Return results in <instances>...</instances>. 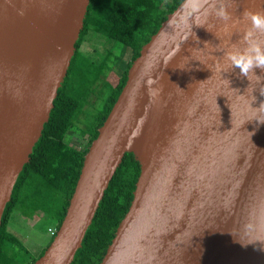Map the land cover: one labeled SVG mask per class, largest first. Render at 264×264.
Wrapping results in <instances>:
<instances>
[{
  "label": "water",
  "instance_id": "1",
  "mask_svg": "<svg viewBox=\"0 0 264 264\" xmlns=\"http://www.w3.org/2000/svg\"><path fill=\"white\" fill-rule=\"evenodd\" d=\"M90 2L0 0V227ZM225 2L229 21L183 0L142 47L84 157L66 216L34 264L73 263L127 153L141 173L101 264H264V85L223 55L241 43L243 11L264 10V0Z\"/></svg>",
  "mask_w": 264,
  "mask_h": 264
},
{
  "label": "trees",
  "instance_id": "2",
  "mask_svg": "<svg viewBox=\"0 0 264 264\" xmlns=\"http://www.w3.org/2000/svg\"><path fill=\"white\" fill-rule=\"evenodd\" d=\"M182 1L91 0L75 56L54 101L50 119L6 206L0 227V264H34L44 255L66 216L84 157L118 100L130 67L140 56L142 47ZM91 32L121 45L128 59L119 57L114 61L109 52L95 61L91 55L81 52ZM120 61L124 67L119 71L116 67ZM110 72L118 76L117 85L107 81ZM91 107L93 111H88ZM87 117L90 120L85 122ZM80 121L84 126L82 135L79 134L80 141L74 142V131L81 130ZM140 173V164L132 153H127L72 264H101L129 211ZM37 214H42L37 222L45 220L47 232H54L48 244L37 255H31L19 237L9 231V224L17 216L31 220Z\"/></svg>",
  "mask_w": 264,
  "mask_h": 264
},
{
  "label": "clouds",
  "instance_id": "3",
  "mask_svg": "<svg viewBox=\"0 0 264 264\" xmlns=\"http://www.w3.org/2000/svg\"><path fill=\"white\" fill-rule=\"evenodd\" d=\"M188 6H194L197 12L204 16H214L222 21H229L232 18L225 0H195L194 5ZM20 14L23 15V9L20 10ZM242 17L248 21V24L241 36V43L231 45L223 55L232 68L239 69L241 75L247 79L250 74L255 75L258 82L264 85L262 82L264 80H260V74L256 72V69L264 72V39H259V36L264 35V10L245 9ZM152 83L151 79L146 81L148 86ZM259 107H264V102Z\"/></svg>",
  "mask_w": 264,
  "mask_h": 264
},
{
  "label": "rangeland",
  "instance_id": "4",
  "mask_svg": "<svg viewBox=\"0 0 264 264\" xmlns=\"http://www.w3.org/2000/svg\"><path fill=\"white\" fill-rule=\"evenodd\" d=\"M89 42H84L81 46V52L91 55L95 61H100L106 53L112 52L113 57L112 60H116V58L121 57L122 60L128 59V54L125 55V50L121 45L110 41L103 37H100L99 34L95 32L89 33ZM119 67V68H118ZM124 67V63L122 61L118 62L116 67L117 70H121ZM105 71V70H104ZM118 72V71H117ZM118 76L116 73L110 72L107 75V81L112 85H117ZM88 108V107H87ZM88 111H93V108H89ZM87 111V112H88ZM85 122L89 121V117L84 119ZM83 121V120H81ZM78 123L79 128H83L82 122ZM81 130L74 131L73 141H80V132ZM80 134V135H79ZM87 138V136H85ZM81 140L84 141L83 138ZM20 215V214H17ZM16 215V216H17ZM42 214H37L33 219L29 220L23 218L22 216H17L15 220L11 221L9 224V231L15 233L19 239L21 240L23 246L31 253V255H37L42 248H44L49 242V236L53 234V230H49L47 232V223L45 220H41L37 222L41 218ZM37 222V223H36ZM52 236V235H51Z\"/></svg>",
  "mask_w": 264,
  "mask_h": 264
},
{
  "label": "bare ground",
  "instance_id": "5",
  "mask_svg": "<svg viewBox=\"0 0 264 264\" xmlns=\"http://www.w3.org/2000/svg\"><path fill=\"white\" fill-rule=\"evenodd\" d=\"M86 21V20H85Z\"/></svg>",
  "mask_w": 264,
  "mask_h": 264
}]
</instances>
